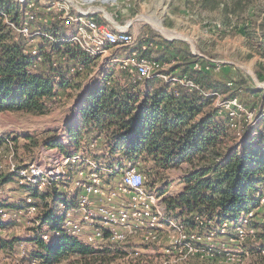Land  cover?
Wrapping results in <instances>:
<instances>
[{"label": "trees", "instance_id": "trees-1", "mask_svg": "<svg viewBox=\"0 0 264 264\" xmlns=\"http://www.w3.org/2000/svg\"><path fill=\"white\" fill-rule=\"evenodd\" d=\"M30 1L0 0V113L42 115L60 102L62 95L82 91L80 73L70 74L61 57L81 65L87 73L96 64L97 57L88 55L73 41L57 40L66 32L58 21L44 28L55 40L47 36L38 39L41 60L25 55V37L15 28L21 25ZM195 4L201 10L217 9L222 27L236 28L239 24L247 44L263 46L264 11L254 0H196ZM251 7L252 13L246 16ZM233 18L236 23H232ZM148 38L154 40L152 36ZM159 42L162 49L153 51V55L144 52L143 56L167 63L168 67L161 71L167 79L155 76L138 80L131 78L119 63L105 65L102 83L80 93L79 120L67 127L71 143L80 148L102 138V153L96 158L102 157L107 164L118 160L119 164L138 166L146 175L149 189L163 183L168 170L185 164L182 190L162 200L169 216L180 219L188 235H211L225 225L230 235L237 237L234 229L240 218L258 204L264 173V133L260 141L245 138L238 143L237 129L231 126L228 114L214 104L215 93L225 100L236 98L243 106L250 104V111L261 113L258 120L264 127V89L250 86L236 66H231L233 72L224 69L217 76L211 71L215 64L194 55L184 42ZM195 62L202 67L193 68ZM255 72L262 77L260 68ZM180 79L197 87L181 83ZM240 122L245 124L244 119ZM25 141L27 152L40 143L33 136H27ZM44 141L48 146L56 145L53 138ZM5 180V175L0 174V185ZM164 192L166 187L161 190ZM31 194L39 197L40 224L29 235L0 237V251L5 254L12 255L17 245L26 244V258L33 264H106L127 255L125 249L136 248L128 242L115 247L110 243L92 247L79 241L60 227L59 216L50 207V193ZM21 205L18 202L7 206ZM9 226L0 222V231ZM42 231L48 233V241L42 240ZM257 238L264 239V233L257 232ZM199 248L203 253L170 248L168 253L158 255L164 264H169L171 258L174 264H218L227 258L219 247L204 244ZM261 249L263 243L245 244L241 255L263 257ZM147 256H129V264H150L152 259Z\"/></svg>", "mask_w": 264, "mask_h": 264}, {"label": "built area", "instance_id": "built-area-1", "mask_svg": "<svg viewBox=\"0 0 264 264\" xmlns=\"http://www.w3.org/2000/svg\"><path fill=\"white\" fill-rule=\"evenodd\" d=\"M108 1L54 0L52 5L47 6L49 14L43 18L30 7L34 3L32 5L28 3L27 6L30 8L27 7L21 25L15 28L25 37L24 54L35 57L39 62L41 56L38 39L40 36H47L55 40L51 35H47L44 28L49 27L52 21H58L66 32L57 40L73 41L88 55L96 57H103L109 48H129V54L119 59L117 63L128 71L131 78L143 80L158 76L167 79V76L161 73L167 63L137 53V35L126 29L111 28L91 17V14L100 11L96 6L97 2ZM35 21L37 25L34 24ZM142 48L145 49L146 44H142ZM192 53L208 59L201 53ZM60 61L68 68L70 74L83 71L81 65L69 62L65 57H61ZM209 61L215 63L213 60ZM105 62L113 61L108 58ZM201 67L202 64L198 62L193 64V68ZM179 81L197 87L189 80ZM214 104L228 114L231 126L237 129L239 136L240 126L243 125L237 116L238 112L241 114L243 111V105L236 98L225 100L217 93ZM260 116L261 113L256 114L251 125L257 122ZM242 119L247 125L245 117ZM101 139H93L80 148H76L72 143L67 146L57 141L56 145L48 146L44 141L37 151L30 155L28 162L19 163L15 159L13 134L0 128V174L6 177L5 182L0 185V198L6 189H17L14 192L15 197L8 196L5 203L0 200V222L9 224V228L17 229L24 224L21 220L27 217L32 222V229L29 231V234H32L33 228L40 224L41 210L37 205L39 197L31 193L45 192L50 193V199L48 198L50 207L59 216L60 227L92 247L104 243H110L114 247L123 245L131 234L141 232L144 233L140 241L143 245L157 244L159 234L168 228L177 232L179 238L171 240L166 249L167 253L170 248H186V253L190 254L203 253L204 250L199 248V245L209 244L212 234L202 237L196 234L188 235L181 220L169 216L161 204V197L147 188L146 175L134 165L128 162L119 164L118 160L113 164H107L102 157L96 158V155L101 154L99 150ZM241 142L238 139V143ZM11 198L19 200L12 201ZM18 202H22L20 207L7 206ZM222 227L225 228V225ZM262 227H264V173L259 183L257 206L242 215L234 229L237 237L232 235L231 237L242 241L250 240L253 246H260L262 243L264 245V239L257 238V232H261ZM41 237L43 241L49 240L47 232L42 231ZM220 250L226 256L231 254L224 248ZM261 253H264V249H261ZM139 254V248L136 247L128 250L126 256Z\"/></svg>", "mask_w": 264, "mask_h": 264}, {"label": "rangeland", "instance_id": "rangeland-1", "mask_svg": "<svg viewBox=\"0 0 264 264\" xmlns=\"http://www.w3.org/2000/svg\"><path fill=\"white\" fill-rule=\"evenodd\" d=\"M19 1V0H18ZM257 5L263 6L264 11V0H254ZM22 3L25 0L21 1ZM54 0H31L29 5L35 10L40 18L47 16V6L52 5ZM196 0H113L112 5L96 3V5L102 6L107 11V18L111 23L117 25H126L128 22L135 21V26L139 27L141 31H145L148 36L154 37L155 40L170 39L178 42H184L191 47L189 43L184 40L187 38L194 46V52H198L206 56L207 60H213L215 63L214 68L211 69L214 74L220 76L224 69H228L231 72L234 69L231 66L235 64L240 65L243 76L248 79L250 86L258 88L249 74V71L254 75L255 79L264 83V43L260 46L258 43H251V46L246 43V38L243 35L242 29L239 24L235 28L225 25L222 27L221 20L219 18L217 9H205L201 10L195 4ZM30 8L29 6H27ZM53 9V8H52ZM54 10V9H53ZM245 15L249 16L252 13V7ZM240 22L237 23H241ZM232 23H236V18L232 19ZM37 25V21L35 23ZM192 25L194 27H192ZM219 25V26H218ZM72 26L69 31L71 32ZM133 31V28L131 29ZM128 31V30H127ZM138 37H140L138 35ZM139 38L137 40V45ZM139 47V46H138ZM139 49V48H138ZM123 52V51H122ZM112 50L108 51L107 54H111ZM113 54V53H112ZM154 54V53H152ZM107 56L97 57L95 66L92 67L90 72H84L79 74L82 87L87 83L90 74L99 76L102 69L107 64H114L117 62L106 63L105 61L109 58ZM248 55H250L248 57ZM261 76L258 77L255 70L259 69ZM168 66H166L167 68ZM93 77V76H92ZM96 78V77H95ZM264 89V84L260 85ZM82 89V88H81ZM259 89V88H258ZM72 92L70 96L62 95L60 102L53 105V107L45 114L32 115L28 113H12L2 112L0 113V122L3 127H11L9 133L13 134V137H17L15 142L16 155L15 159L19 163H25L29 161L30 155L36 152L37 149L42 145L44 140L48 138L52 139L54 136L67 131L66 121L70 118L78 104L80 103V93ZM250 105V104H249ZM249 105L242 106L243 111L241 114L238 112V119L245 117L247 126L244 124L239 129V140L246 138H252L253 142L261 140V134L264 133V127L259 123V120L251 125V121L255 118L256 113L249 110ZM263 105V103H262ZM264 110V105L262 106ZM252 113V115H250ZM258 115V113H257ZM33 136L40 140L37 147H33L29 152L25 150L23 144L26 143V137ZM70 149V148H69ZM136 168L138 166L134 165ZM186 166L182 165L178 169L168 170L164 176L163 183L156 185L151 188L158 196L163 198L167 195L175 196L178 194L183 187L182 177L185 175ZM166 187V192L161 193V190ZM17 189H6L5 194H2L1 202L10 195H14ZM14 200H19L11 198ZM161 200V204L162 203ZM23 225L17 229L7 228L0 231V237L8 236H24L28 235L32 229V222L27 217L22 220ZM261 232H264V227L261 228ZM144 233H133L128 238L126 243H130V246H136L139 248V253L148 255L147 257L152 259L150 264H164L163 257L160 258L158 254L167 253L169 243L172 239L179 238V234L175 231H171L168 228L164 229L158 236V243L156 246H144L140 242L142 241L141 236ZM202 234L201 236H205ZM209 244L212 247L224 248L228 253L226 259L219 260L218 264H264V256L259 257L257 255L251 256L246 254L241 255V246L245 243L248 246L251 245L250 240L244 239L243 241L234 237H231L230 230L221 227L219 231L214 230ZM243 242V243H241ZM244 244V245H245ZM128 251L127 249H125ZM29 251V245L19 244L16 246L15 252L11 255H7L0 251V264H33L26 257ZM248 251V250H247ZM249 252V251H248ZM264 255V253H261ZM169 264H174L172 258L169 260ZM130 260L128 256L121 255L106 264H129Z\"/></svg>", "mask_w": 264, "mask_h": 264}, {"label": "crops", "instance_id": "crops-1", "mask_svg": "<svg viewBox=\"0 0 264 264\" xmlns=\"http://www.w3.org/2000/svg\"><path fill=\"white\" fill-rule=\"evenodd\" d=\"M112 2L113 0H109L108 2H104V3H101V4H111L112 5ZM98 3V2H97ZM98 7V9L100 10L99 12H96L95 14H91V17L95 18L96 20L97 19H100L101 22L100 23H104V24H107L109 27L111 28H115V29H126L128 30V32H130L131 34L133 35H138L140 37L139 38V43L138 45L136 46V51L137 53L140 55V56H143L144 55V52L146 54H151L153 55V51H156V50H160L162 49V45L160 44L159 40H149L148 38V34L144 31H141V29H139V27H136L134 24H135V21H133L129 27H126L125 25H115L113 23H111L108 19H107V14L105 15V13L102 11V6H99V5H96ZM104 8V7H103ZM104 10L106 11V9L104 8ZM107 13V11H106ZM192 27H194L192 25ZM133 28V31L131 30ZM166 40H170V39H166ZM143 41V42H142ZM142 44H146V48L143 49L142 48ZM139 46V47H138ZM139 48V49H138ZM112 50V53L111 54H105V56L108 55L109 59L112 60L113 62H117L119 59H122L124 57H126L128 54H129V51L130 49L129 48H117V49H112V48H109L108 51ZM107 51V52H108ZM123 51V52H122ZM102 57V56H101ZM145 57V56H144ZM148 57V56H146ZM152 57V56H151ZM149 57V58H151ZM153 58V57H152ZM108 63V62H107ZM101 69H103V67H101ZM102 70L100 72H98L100 75L99 76H94V75H91L87 81V83L82 87V91H87L88 89L92 88V87H95V86H98L102 83V74H101ZM93 76V77H92ZM96 77V78H95ZM80 107H81V101L80 103L78 104V108L76 107V109L74 110V112L72 113L71 116H69L70 118L66 121V127H68L69 125H76V123L78 122L79 120V110H80ZM0 128L6 132H10L12 131L11 130V127H3L1 122H0ZM55 141L61 143V144H64V145H70L71 144V140H70V135L68 133V131H64L56 136H54L53 138ZM100 153H102V151L100 150ZM185 165V164H183ZM12 196H16V195H12Z\"/></svg>", "mask_w": 264, "mask_h": 264}, {"label": "water", "instance_id": "water-1", "mask_svg": "<svg viewBox=\"0 0 264 264\" xmlns=\"http://www.w3.org/2000/svg\"><path fill=\"white\" fill-rule=\"evenodd\" d=\"M102 9V11L105 13V15L107 14L106 13V11L104 10V8L102 7L101 8ZM108 19V18H107ZM109 20V19H108ZM110 21V20H109ZM110 22H113V21H110ZM131 24V22H128L125 26L126 27H129V25ZM184 40H186L188 43H189V45H190V47H191V52H194L195 50H194V46H193V44L187 39V38H184ZM235 66H237V67H242V66H240V65H237V64H235ZM249 74H250V76L252 77V79L254 80V82L257 84V86H258V88H262V86H260V85H262V84H264V83H260V82H258L256 79H255V77H254V75L249 71Z\"/></svg>", "mask_w": 264, "mask_h": 264}]
</instances>
